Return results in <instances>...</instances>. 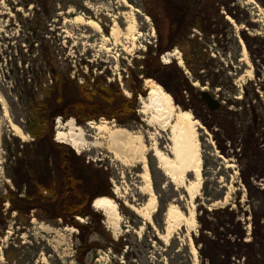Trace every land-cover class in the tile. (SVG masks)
Wrapping results in <instances>:
<instances>
[{
	"label": "rangeland",
	"instance_id": "obj_1",
	"mask_svg": "<svg viewBox=\"0 0 264 264\" xmlns=\"http://www.w3.org/2000/svg\"><path fill=\"white\" fill-rule=\"evenodd\" d=\"M127 1L132 7L124 5L123 0H50V13L47 14L34 0H0V192H6L8 188L16 190L10 176L22 154L17 158L10 157L17 148L27 151V146L31 149L35 144V139L27 132L28 119L33 120L34 112L28 109L26 98L20 99L14 88L18 84L24 89L25 85H28L27 89L31 88L39 77V55L47 43L53 50L57 49V60L62 67H70L71 80L82 84L90 78L93 83V79L103 76L107 84H118L122 94L131 99L130 86L136 85L134 79L138 77L145 92L138 97L137 122L121 125L115 120L101 118L79 124L76 119H71L83 129L86 149L77 152L64 144L86 163L92 162L99 169L103 166L109 176L107 187L112 189V200L118 205L120 217L114 221L93 207L98 215L95 220L100 219L101 227L97 222L95 224L105 231H102L105 236L114 240L126 236L124 242H129L120 254L112 249L98 250L95 259L91 256V263L264 264V190L258 189L262 176L250 181V176L259 168V154L245 153L244 140L249 131L241 128L251 119L248 118L252 113L251 105L264 120V0H192L198 6L197 12L213 8L219 13L218 23L223 21L226 27V34L217 40L206 39L197 29L191 30L189 39L197 42L195 53L198 52L196 60L199 62L190 67L200 70L197 77L186 64L184 51L176 46L170 52L178 51L182 60L171 58V63L165 64L159 56V61L149 69L151 75L144 76V68L138 64L142 65L146 53L160 45V37L155 20L142 0ZM124 14H134L137 20L139 32L135 46L124 38L121 46L115 45L111 37L115 21L122 30L128 28L129 21ZM80 15L99 22L101 31L98 33L76 22L75 18ZM228 15L237 26L244 28L238 29L227 19ZM174 24L176 31L180 20H175ZM165 36L164 42L168 44V34ZM105 37L110 40L106 41ZM180 38L178 36L172 42L181 41L182 44ZM244 48L250 66L245 62ZM251 70L253 75H247ZM236 71L238 75H235ZM148 78L161 84L172 96L177 113L191 111L202 125L197 129L203 159L200 187L192 173L183 182H172L153 156L155 144L168 153L170 131L154 123L148 124L146 120L151 115L142 113V101L149 94L145 86ZM196 82L198 86L194 85ZM247 87L251 88L249 100L244 99L243 94ZM201 90L218 100L221 104L218 110L209 109ZM57 121H65L56 120L55 140L59 142ZM90 122H106L107 126L100 131L92 129ZM12 124L18 125L27 139L17 137ZM116 127L128 129L132 140L141 135L147 149H131L132 144L114 140L112 132ZM254 134L257 145L264 149V140L261 146L262 137L258 132ZM143 153L147 157L157 206L141 178L143 164L139 157ZM259 174H264V170ZM160 200L167 206L162 214L157 213ZM174 207L180 213H176ZM77 220L83 225L88 222L83 218ZM31 224V228L20 236L32 246L27 250L32 254L28 264H76L75 246L79 234L76 227L39 222L35 218ZM14 231L10 228L6 237L0 240V264H8L2 250L16 239ZM103 237L94 234L90 243L99 242ZM102 242L105 243L103 239ZM193 247L197 249L196 253H193Z\"/></svg>",
	"mask_w": 264,
	"mask_h": 264
},
{
	"label": "trees",
	"instance_id": "obj_2",
	"mask_svg": "<svg viewBox=\"0 0 264 264\" xmlns=\"http://www.w3.org/2000/svg\"><path fill=\"white\" fill-rule=\"evenodd\" d=\"M174 1L177 13L185 18L182 19L181 26L186 33L180 48L184 51L186 64L197 77L200 70L190 67L194 64L197 66L199 62L196 60L198 52L195 53L197 42L189 39L191 30L197 29L206 39L214 37L217 40L226 34V27L223 21L218 23L219 13L213 8L208 7L203 13L201 11V17H198L196 6L191 0ZM142 2L154 18L160 37L158 48L151 49L146 53L142 65L138 64L144 68V76L148 77L151 75L149 69L159 61V56L172 49L173 46L165 49L167 44L164 39L166 34H175L176 27L169 19L164 0ZM34 3L42 7L45 13H50V0H34ZM56 50H53L52 45L44 43L39 55V77L31 84L30 89H27L28 85L24 89L19 84L14 88L20 99L26 98L28 109L34 112L33 120L28 119L30 129L27 132L33 136L35 144L31 145V149L27 146V151L17 148V152L10 157L17 158L22 154L10 176L16 190L8 188L6 192H0V240L6 237L10 228L17 235L2 250L8 264L30 263L32 254L27 250L32 246L20 236L31 228L33 218L39 222L73 226L79 230L75 246L76 264H92L91 256L94 255L95 259V254L100 249H112L120 254L129 243L124 242L126 236H120L118 240L105 236V231L102 232L95 224L97 222L101 227L100 219L95 220L98 215L92 206L93 201L101 196L114 198L112 189L107 187L108 173L104 172L103 166L99 169L92 162L86 163L68 145L56 142L55 126L58 118L64 121L74 118L79 124L101 118L115 120L121 125L137 122L138 97L145 94L142 82L137 80L136 73V85L130 86L133 94L131 99L122 94L118 84H107L106 77L103 76L93 79V83L87 78L79 84L78 80H71L70 67L65 69L59 63ZM166 207L160 200L157 213H164ZM77 218L87 219L88 222L83 225ZM94 234L104 237L92 244L90 239ZM48 252L51 253L50 250Z\"/></svg>",
	"mask_w": 264,
	"mask_h": 264
},
{
	"label": "bare ground",
	"instance_id": "obj_3",
	"mask_svg": "<svg viewBox=\"0 0 264 264\" xmlns=\"http://www.w3.org/2000/svg\"><path fill=\"white\" fill-rule=\"evenodd\" d=\"M123 4L127 7H132L127 0H123ZM126 17L129 21L128 28L125 29V31L122 30L119 23L115 21L111 37L115 40V45L121 46L122 39L124 38L127 41H131L133 43L132 46H135L139 32L137 20L134 14L130 16L126 15ZM227 19L237 26L236 22L232 17H230V15L227 16ZM75 21L83 26H88L94 29L98 33L102 29L99 22L91 19L86 20L82 15L76 17ZM237 28L243 29L244 26H237ZM105 40L109 41L110 37H105ZM124 50L127 51V47L124 48ZM128 51L131 52L132 50L128 48ZM178 53V51H174L166 54L163 59L164 63L170 64L171 58H176L177 60L180 59V53ZM244 53H247L246 48H244ZM245 62L250 66L247 54ZM247 75L252 76V70L248 71ZM194 85L198 86L199 84L196 82ZM145 86L149 90V94L148 97L142 101L144 104V111L142 113L145 115H151L146 120L147 123H154L161 129L168 128L170 131V146L167 149L168 153L161 150L157 144H155L152 148L153 156L157 159L159 168L172 182H183L186 176L192 173L198 180L197 186L200 187L202 181L203 159L201 153V142L197 129L198 127L202 128V125L194 118L191 111H180L177 113V106L175 105L172 96L164 90L161 84L155 82L153 79H146ZM1 101L6 106V101L3 97L1 98ZM89 126L92 129L102 131L107 124L106 122L102 124L90 122ZM12 128L17 137L27 139V135L18 125L12 124ZM56 130L57 141L69 144L77 152L86 149L87 140L84 137V131L81 127H77L73 120L70 119L63 123L57 121ZM112 137L118 142L123 141L128 144H132L131 149L139 148L143 151L147 149L144 144L143 137L141 135H137L134 137V140H132V133L126 128L116 127V129L112 132ZM220 157L223 158L222 155H220ZM139 160L140 163L143 164V174L141 175V178L145 181L149 194L152 195V202L155 206H157L158 202L152 187L146 155L144 153L140 155ZM93 206L96 210L103 212L108 219H110V221H114L117 217H120L118 205L109 197L104 196L95 199ZM173 210H176V213H180L179 209L176 207H174ZM150 220H152V218H150ZM192 250L193 253L197 252L195 247H193Z\"/></svg>",
	"mask_w": 264,
	"mask_h": 264
},
{
	"label": "flooded vegetation",
	"instance_id": "obj_4",
	"mask_svg": "<svg viewBox=\"0 0 264 264\" xmlns=\"http://www.w3.org/2000/svg\"><path fill=\"white\" fill-rule=\"evenodd\" d=\"M164 2H165L166 9H167V14H168V16L170 18H172L171 22L174 23L175 20H178V19L180 20L179 29L174 32L175 34H171L170 33L168 35L167 38H169V43L165 46V49L171 48L172 46L173 47L176 46L178 48V47L181 46V41L179 43L178 42L173 43V42H174V39H177L178 36H180L182 38V40L184 39L183 37L185 36L186 30L183 31V27L181 26V22H182V19L185 20V18H184V16H182V15L180 16V14L177 13L176 6H175V2L176 1H174V0H164ZM192 4L195 5V6L197 5L194 1H192ZM197 7L198 6H196V8ZM196 14H198V17H201V12L200 11L196 12ZM196 14H194V16ZM190 16H192V15H190ZM177 33H179V34H177ZM173 47H172V49H169L168 51H165V52H170L171 50H173ZM181 50H183L182 47H181ZM184 56H185V54H184ZM180 59L182 60L181 53H180ZM174 60H177V59L174 58ZM246 73H247V71H246ZM238 74L239 73H237V71H236L235 75H238ZM262 76L264 78V72H262ZM235 85H237L236 82H235ZM262 86H263V84H262ZM249 89L251 90V88H249V87L243 89L244 99L246 98V99L249 100V98L252 97ZM252 89H253V87H252ZM231 91H232L233 94L235 93V89L234 88ZM254 96L257 99L258 96L255 95V94H254ZM248 106H250L249 103H248ZM254 108H255V106L251 105L250 111L252 113L248 116V118L251 117V119L249 120L247 125L243 124L241 126V128H244L247 131H249L248 134H246V137H245V140H244V144H245V148H246L245 153H248L249 151H252L254 154H256V153L259 154V162H260L259 168L257 169V171L255 173L252 174V176H250V181H252V178L253 179L258 178V176L261 175L262 178H260V182L258 183V186H259L258 189L260 191H262V190H264V183H262V181L264 182V174H259V175H257V174L262 172V170H264V168L261 167V164L264 165V149L260 148V146L257 145L258 141L255 138L254 132H258V134L262 137L261 138L262 143L260 144L262 146L263 140H264V120H263L261 115H258L255 112ZM252 109L254 111H252ZM253 112H255V113L253 114ZM230 126L232 128L236 127L234 125H230ZM261 179H262V181H261ZM250 186H251V184H250Z\"/></svg>",
	"mask_w": 264,
	"mask_h": 264
},
{
	"label": "water",
	"instance_id": "obj_5",
	"mask_svg": "<svg viewBox=\"0 0 264 264\" xmlns=\"http://www.w3.org/2000/svg\"><path fill=\"white\" fill-rule=\"evenodd\" d=\"M201 96L207 103L210 110L215 111L220 108L221 104L215 100L210 93L202 91Z\"/></svg>",
	"mask_w": 264,
	"mask_h": 264
}]
</instances>
